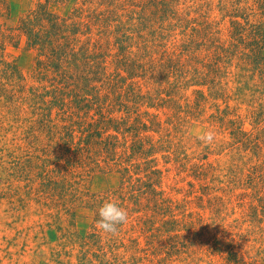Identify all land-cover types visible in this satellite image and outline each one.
<instances>
[{
	"label": "rangeland",
	"instance_id": "1",
	"mask_svg": "<svg viewBox=\"0 0 264 264\" xmlns=\"http://www.w3.org/2000/svg\"><path fill=\"white\" fill-rule=\"evenodd\" d=\"M0 264H264V0H0Z\"/></svg>",
	"mask_w": 264,
	"mask_h": 264
},
{
	"label": "clouds",
	"instance_id": "2",
	"mask_svg": "<svg viewBox=\"0 0 264 264\" xmlns=\"http://www.w3.org/2000/svg\"><path fill=\"white\" fill-rule=\"evenodd\" d=\"M214 134L207 132L201 136V140L206 143H212ZM99 219L96 221V227L102 233L107 235H117L119 227L127 223L129 214L128 210L122 207L114 200H105L98 209Z\"/></svg>",
	"mask_w": 264,
	"mask_h": 264
}]
</instances>
